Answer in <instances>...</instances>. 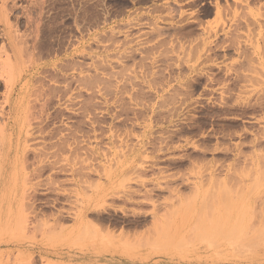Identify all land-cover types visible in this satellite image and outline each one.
I'll return each instance as SVG.
<instances>
[{"label":"rangeland","instance_id":"1","mask_svg":"<svg viewBox=\"0 0 264 264\" xmlns=\"http://www.w3.org/2000/svg\"><path fill=\"white\" fill-rule=\"evenodd\" d=\"M263 31L264 0H0V264H264Z\"/></svg>","mask_w":264,"mask_h":264},{"label":"bare ground","instance_id":"2","mask_svg":"<svg viewBox=\"0 0 264 264\" xmlns=\"http://www.w3.org/2000/svg\"><path fill=\"white\" fill-rule=\"evenodd\" d=\"M261 28H262V27H261ZM257 29H258V28H257ZM213 31L215 32V30H213ZM207 32H208V30H207ZM209 32H210V30H209ZM211 32H212V31H211ZM214 32H212V34H215ZM216 32H218V31L216 30ZM263 32H264V31H263ZM206 34L208 35V33H206ZM209 35H211V33H210ZM263 35H264V34H263ZM211 36H213V35H211ZM211 36H210V37H211ZM214 36H215V35H214ZM207 37H208V36H207ZM260 38L262 39L261 41H262V44H263V43H264V42H263L264 40H263L262 36H261ZM216 39H217V38H216ZM255 39H256V38H255ZM250 40H252V39H250ZM253 40H254V39H253ZM258 40H260V39H258ZM214 42H215V41H214ZM254 44H255V42H254ZM260 45H261V44H260ZM201 46H202V45H201ZM263 47H264V45H263ZM206 48H207V47H206ZM209 48H210V46H209ZM260 49H261V48H260ZM262 49H263V51H264V48H262ZM263 51H262V52H263ZM242 53H243V52H242ZM240 54H241V53H239V55H240ZM260 54H262V53H260ZM263 54H264V53H263ZM241 55H242V54H241ZM263 57H264V56H263ZM263 57H262V58H263ZM245 60H246V59H245ZM250 60H251V59H250ZM263 60H264V58H263ZM263 60H261V62H262ZM246 61H249V60H246ZM252 61H253V60H252ZM244 62H245V61H244ZM262 63H263V62H262ZM242 64L244 65V63H242ZM248 64L250 65V61L247 62V64L245 63V65H244L245 67H242V65H241V69L243 68V69L245 70V69H248V67H250V69L253 67V66H252L253 63H252L250 66H248ZM246 65H247L248 67H247ZM260 65H261V64H260ZM262 65H263V64H262ZM251 66H252V67H251ZM263 66H264V65H263ZM246 67H247V68H246ZM7 69H8V72H7V73H10L11 70H12L11 67H9V66H7ZM253 70H255V69L252 68V72H254ZM255 72H256V70H255ZM247 77H248V76H247ZM242 78H243V77H242ZM244 78H245V77H244ZM249 79H251L250 76H249V78H248V83H249V81L252 82V83H254V82H253V78H252L251 80H249ZM243 80H244V79H243ZM256 80H257V78L255 79V81H256ZM263 81H264V80H263ZM263 81H262V82H263ZM245 82H246V81H245ZM256 82H258V80H257ZM256 82H255V83H256ZM252 83H250V84L252 85ZM258 83H259V82H258ZM15 111H16V110H15ZM16 114H17V113H16ZM15 116H16V115H15ZM16 119H17V118H16ZM15 124H16V123H15ZM3 125H4V124H3ZM0 126H1V123H0ZM16 126H17V125H16ZM7 127H8V126L6 125L5 128H7ZM26 128H27V127H26ZM1 129H2V127H1ZM1 129H0V133H1V137H0V138H2V141H3L4 138L2 137L3 134H2V132H1V131H2ZM25 135H26V134H25ZM3 142H4V141H3ZM11 144H12V143H11ZM2 146H5V144L2 145ZM4 148H5V147H4ZM0 149H1V147H0ZM1 150H2V149H1ZM26 150H27V149H26ZM3 151H4V149H3ZM25 152H26V151H25ZM26 153H27V152H26ZM26 153H25V154H26ZM3 156H4V155H3ZM246 200H247V199H246ZM240 203H241V202H240ZM243 204H244V203H243ZM245 204H246V203H245ZM223 205H225V204H223ZM247 205H248V204H247ZM244 206H245V205H244ZM223 207H224V206H223ZM231 207H232L231 205L228 207V208H230L228 211L232 210ZM234 207H235V205H234ZM237 207H238V206H237ZM241 207H242V206H241ZM261 207H262V206H261ZM188 208H189V207H188ZM190 208H193V206L190 207ZM225 208H226V207H225ZM225 208H224V209H225ZM244 208H245V207H244ZM247 208H248V207H247ZM247 208H246V209H247ZM263 208H264V206H263ZM226 209H227V208H226ZM242 209H243V207H242ZM189 210H190V209H189ZM234 210H235V209H234ZM244 210H245V209H243V211H244ZM238 211H239V209H238ZM238 211H236V212L238 213ZM252 211H253V213H254V210H251V212H252ZM245 212H246V214H247V211H245ZM192 213H193V212H192ZM194 213H195V212H194ZM202 213H203V212H202ZM228 213H229V212H228ZM239 213H240V212H239ZM239 213H238V214H239ZM195 214H196V213H195ZM195 214H193V215H195ZM241 214L246 215V214L243 213V212H241ZM203 215H204V214H203ZM224 215L226 216V214H224ZM249 215L252 216L253 214H249ZM197 216H199V215H197ZM239 216H240V215H239ZM250 216H248V217H250ZM254 216H255V215H253L252 217L255 218ZM259 216H260V215H259ZM200 217H201L200 219H201V221H202V219H203L202 214H201ZM237 217H238V216H237ZM248 217H247V218H248ZM195 218H196V219H199L198 217H195ZM226 218H228V217H226ZM240 218H241V216H240ZM240 218H238V219H240ZM243 218H244V217H243ZM243 218H242V219H243ZM258 218H259V217H258ZM200 219H199V220H200ZM238 219H237V220H238ZM251 219H252V218H251ZM251 219H250V220H251ZM203 220H205V217H204ZM228 220H229V219H228ZM228 220H226V221H227V222H226L227 224H228ZM250 220H249V222H248V221H247V222H248V223H251ZM259 220H260V219H259ZM261 220H262V218H261ZM212 221H213V220H212ZM221 221H222V220H221ZM221 221H220V222H221ZM262 221H264V220H262ZM262 221H260V222L262 223ZM213 222L216 223L215 220H214ZM220 222H219V224H220ZM240 222H241V221H240ZM258 222H259V221H258ZM196 223H197V222H196ZM202 223H203V222H202ZM211 223H212V222H211ZM211 223H210V224H211ZM215 223H214V224H215ZM238 223H239V221H238ZM254 223H255V222H254ZM254 223H253L252 225H254V227H256V226H255L256 224H254ZM212 224H213V223H212ZM221 224H222V222H221ZM221 224H220V226H222ZM227 224H225L226 227H227ZM230 224H231V223H230ZM230 224H229V225H230ZM241 224H245V223H241ZM237 225L239 226V228H241V226H240L239 224H237ZM246 225H247V223H246ZM246 225H245V226H246ZM261 225H262V227H263V229H264V225H263V224H261ZM216 226H217V225H215V227H216ZM232 226H233L232 228H233L234 230H232V229H230V228H229V230H232V231L234 232L235 229L238 228V226H236V224H235V225L233 224ZM234 226H236V227H234ZM245 226H244V231H245V229H246ZM247 226H248V225H247ZM222 227H223V226H222ZM226 227H225V228H226ZM242 227H243V226H242ZM250 227H251V226H249V229H250ZM262 227H261V229H262ZM218 228H219V227H218ZM227 228H228V227H227ZM215 229H216V228H215ZM253 229H254L253 232H255V229H256V228H253ZM261 229H259V230H261ZM263 229H262L263 233H262V231H261V233H262L261 235H260V233H258L259 236L255 234V235L257 236V238L254 237V239H252V240H254V242L251 240V241L253 242V243L250 242L251 245L254 244V243H256V241H255L256 239L259 240V241H258V243L255 244V246H256V245L258 246V244H261V242H262V244L264 243V230H263ZM236 230H237V229H236ZM238 230H239V229H238ZM238 230L235 231V233L238 232ZM256 230H258V227H257ZM259 230H258V231H259ZM232 231H231V232H232ZM227 232H228V231H227ZM233 232H232V233H233ZM242 232H243V231H242ZM232 233H231V234H232ZM235 233H234V234H235ZM231 234H230V236H231ZM234 234H233V235H234ZM237 234H238V233H237ZM237 234H236V235H237ZM233 235H232V236H233ZM236 235H235V237H236ZM238 236H239V234H238ZM240 236H241V234H240ZM253 236H254V234H253ZM237 238H238V237H237ZM255 238H256V239H255ZM260 241H261V242H260ZM251 245H250V246H251ZM253 246H254V245H253ZM262 246H263V245H262ZM262 246H261V247H262ZM256 248H257V247H256ZM252 249H253V247H252Z\"/></svg>","mask_w":264,"mask_h":264}]
</instances>
